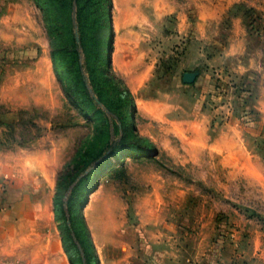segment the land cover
<instances>
[{
	"label": "rangeland",
	"instance_id": "374dc122",
	"mask_svg": "<svg viewBox=\"0 0 264 264\" xmlns=\"http://www.w3.org/2000/svg\"><path fill=\"white\" fill-rule=\"evenodd\" d=\"M40 4L0 0V191L10 215L0 222V264H110L129 242L139 248L146 235L175 251L180 192L192 194L196 208L243 195L241 210L264 225V202L253 204L264 186L226 185L220 154L203 151L221 145L236 113L242 111L241 123L252 121L243 107L252 90L218 81L219 103H211L223 109L209 126L211 138L198 121L189 124L187 112L199 114V108L183 107L185 97L176 93L191 67L187 61L197 56L183 52L185 42L175 43V0L93 3L87 51L74 48L66 20H48ZM136 10L150 16L133 27L128 12ZM247 16L258 23L264 10L247 9ZM140 34L151 37L148 57L138 55L145 50ZM87 54L83 80L77 62ZM256 143L262 148L264 139ZM26 205L37 213L30 224ZM141 225L158 232L143 233Z\"/></svg>",
	"mask_w": 264,
	"mask_h": 264
},
{
	"label": "crops",
	"instance_id": "0c3cea01",
	"mask_svg": "<svg viewBox=\"0 0 264 264\" xmlns=\"http://www.w3.org/2000/svg\"><path fill=\"white\" fill-rule=\"evenodd\" d=\"M244 1L175 0V43L185 42L182 43L183 52L187 55L195 53L197 56L195 60L187 61L191 67L182 74L184 77L187 73H195L194 82L184 81L183 86L178 84L176 95L185 97L183 107L188 103L199 108V114L195 108V111L187 112L188 118H184L190 121L189 124L198 121L204 128V137L211 138L209 126L223 109L211 103L214 100L219 103L220 98L216 97L218 81L225 83L227 89L239 85L252 90V97L243 106L250 110L252 121L248 125L241 123L242 111L236 113L232 116V122L226 125L225 135L219 137L221 145L213 146L211 143L203 151L220 154V166L227 175L226 185H246L249 182L263 187L264 145L260 148L256 141L264 139V16L258 23L254 22L247 16V9L264 10V0L263 5L253 0L248 3L246 10L245 7L244 10H235ZM12 8H9L11 16ZM147 16L150 15L146 12L139 14L137 10L128 12L133 27L137 19L145 20ZM255 23L261 29V36L256 33ZM131 32L135 40V29ZM150 38L149 34H140L145 50L139 52V56H149L152 49ZM130 49L135 54L136 43ZM233 122L240 123V126ZM3 182L4 174L0 166V188ZM262 190L257 203H253L254 207L260 201L264 202V187ZM3 199V192L0 191V222L4 217H10L2 209ZM243 199L248 198L243 195L241 198L225 195L223 201L220 200L214 207L210 204L208 207L196 208L192 194L175 193V251L162 247V241L158 238L146 235L141 238L139 248L129 242L122 256L112 258L110 264H264V225L245 215L241 204L238 205L243 203ZM22 213L28 218L25 223H33L36 219V209L32 205H26ZM45 214L42 211V215ZM202 214H206L210 220H205ZM215 217L219 218V223L213 219ZM157 228L139 226L141 232L146 234L158 232Z\"/></svg>",
	"mask_w": 264,
	"mask_h": 264
},
{
	"label": "trees",
	"instance_id": "16d2710c",
	"mask_svg": "<svg viewBox=\"0 0 264 264\" xmlns=\"http://www.w3.org/2000/svg\"><path fill=\"white\" fill-rule=\"evenodd\" d=\"M41 2V7L45 13H47V19L53 20L55 23L60 24L61 22L66 23L69 26V31L71 34V40L73 42L74 48L78 49L82 47L87 51L88 42V27H89V17H90V7L94 4H101L103 0H37ZM79 27V28H78ZM57 46H60L58 40H54ZM53 57L68 67L66 58L61 54V52L54 51ZM88 56V54H87ZM88 60H78V68L81 77L84 78L83 69L88 67L90 63V57ZM85 80V78L83 79ZM85 83V81H84ZM124 99V98H123ZM137 136L142 139V136L136 130ZM141 143V141H140ZM69 253L68 250H66Z\"/></svg>",
	"mask_w": 264,
	"mask_h": 264
},
{
	"label": "water",
	"instance_id": "95a60500",
	"mask_svg": "<svg viewBox=\"0 0 264 264\" xmlns=\"http://www.w3.org/2000/svg\"><path fill=\"white\" fill-rule=\"evenodd\" d=\"M184 79L186 82H192L193 81V77L191 76V74H186L184 76Z\"/></svg>",
	"mask_w": 264,
	"mask_h": 264
},
{
	"label": "bare ground",
	"instance_id": "6f19581e",
	"mask_svg": "<svg viewBox=\"0 0 264 264\" xmlns=\"http://www.w3.org/2000/svg\"><path fill=\"white\" fill-rule=\"evenodd\" d=\"M45 210L47 211V209H46V208H44V210H43V211L46 213V211H45Z\"/></svg>",
	"mask_w": 264,
	"mask_h": 264
}]
</instances>
